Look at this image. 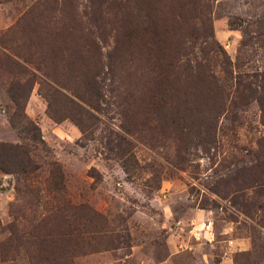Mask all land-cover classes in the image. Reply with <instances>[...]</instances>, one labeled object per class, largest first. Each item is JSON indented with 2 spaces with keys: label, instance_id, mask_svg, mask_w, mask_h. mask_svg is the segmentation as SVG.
I'll list each match as a JSON object with an SVG mask.
<instances>
[{
  "label": "rangeland",
  "instance_id": "374dc122",
  "mask_svg": "<svg viewBox=\"0 0 264 264\" xmlns=\"http://www.w3.org/2000/svg\"><path fill=\"white\" fill-rule=\"evenodd\" d=\"M0 144V264H264V0H0Z\"/></svg>",
  "mask_w": 264,
  "mask_h": 264
},
{
  "label": "trees",
  "instance_id": "16d2710c",
  "mask_svg": "<svg viewBox=\"0 0 264 264\" xmlns=\"http://www.w3.org/2000/svg\"><path fill=\"white\" fill-rule=\"evenodd\" d=\"M10 99L12 103V112L8 115V122L13 127L16 122L22 117V104L17 93L10 90ZM36 130V127H33ZM38 132V130H37ZM34 136V134L32 135ZM35 136L37 134L35 133ZM0 149H6L7 155L5 156L2 152L0 154V171L2 172H15L25 175L28 172L30 160L28 157V151L21 148L20 146H6L0 144ZM55 179V178H54ZM54 179H52L54 181ZM60 179V175H58ZM53 184V182H52Z\"/></svg>",
  "mask_w": 264,
  "mask_h": 264
}]
</instances>
